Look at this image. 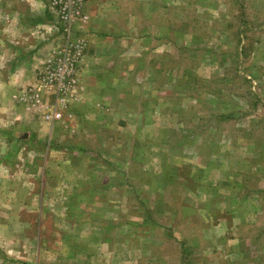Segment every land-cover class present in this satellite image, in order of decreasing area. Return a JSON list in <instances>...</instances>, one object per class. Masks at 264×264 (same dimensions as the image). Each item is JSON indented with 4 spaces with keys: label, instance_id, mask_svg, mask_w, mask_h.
<instances>
[{
    "label": "rangeland",
    "instance_id": "374dc122",
    "mask_svg": "<svg viewBox=\"0 0 264 264\" xmlns=\"http://www.w3.org/2000/svg\"><path fill=\"white\" fill-rule=\"evenodd\" d=\"M86 11L93 98L49 123L0 98L21 123L0 128V264H264V0ZM19 13L63 39L46 0H0L7 60Z\"/></svg>",
    "mask_w": 264,
    "mask_h": 264
},
{
    "label": "built area",
    "instance_id": "2783aa9c",
    "mask_svg": "<svg viewBox=\"0 0 264 264\" xmlns=\"http://www.w3.org/2000/svg\"><path fill=\"white\" fill-rule=\"evenodd\" d=\"M87 0H46L47 9L57 16L63 41L45 55L34 82L13 94L14 100L27 111L41 113L47 122L63 119L64 110L78 100L79 76L87 47L85 36H73L75 23L88 20ZM52 97V103L44 98Z\"/></svg>",
    "mask_w": 264,
    "mask_h": 264
},
{
    "label": "crops",
    "instance_id": "0c3cea01",
    "mask_svg": "<svg viewBox=\"0 0 264 264\" xmlns=\"http://www.w3.org/2000/svg\"><path fill=\"white\" fill-rule=\"evenodd\" d=\"M49 11V10H48ZM20 15V13H19ZM19 15L17 14L15 16L12 15L13 20H15L14 22V27H12V34L14 33V43L12 46V50L9 53L12 58H10V63L6 64V60L7 58L6 55H8V53H6V55H2V51L0 50V63H1V67H7V66H12V67H16V70L12 69L11 74L7 75L5 73H7V68H5L4 70L1 71L0 73V98L5 101L6 100L9 102L12 99V102L14 101V103L17 104V102L14 100L13 98V94L18 91L19 89H21V87H24L32 82L35 81L36 77H37V72L39 67L42 65L43 60H44V55L45 53L51 49L53 46L61 43V41H63L64 39H62L61 41H57L55 43H52L51 45L47 42L42 43L43 41H41V45H37L35 44V39L33 37L32 34V28H30V26L28 25V23L24 22L26 20L23 21V15ZM26 23V24H25ZM30 28V29H29ZM45 28V27H42ZM61 29V28H60ZM58 28V32L61 33V35H63L62 31ZM29 32H31V34H29ZM53 34H56V31H52ZM44 34L43 31H41V38L42 40L49 39V36H46ZM44 36V37H43ZM64 36V35H63ZM88 36V37H87ZM56 37L59 38V35H57ZM98 37H101L100 35ZM89 38V39H88ZM23 40V41H22ZM86 40H87V47L85 49V54H84V59L81 65V71H80V76H79V96H78V100L76 102H74L75 104L77 103H81L84 102L85 100H87V96H90V98H93V95H91L90 93L93 92L89 90L90 88H94L95 87V83H96V76L97 74L95 73V71H93V73H91L90 69H89V65L91 64V57L96 56L97 54V50H100L98 48H104V46L102 47V45L100 44V40L97 38H94V36L89 37V34L86 35ZM1 46L3 47V51H8V49H5L7 46V43L2 44V41L0 42ZM100 44V45H98ZM3 45V46H2ZM37 47V48H36ZM32 48V49H31ZM36 48V49H34ZM92 50V54L90 53V51ZM37 55V57L39 58L38 63L35 67V75L32 78H28L27 73L22 71L21 66H27L28 63H30L31 58H35ZM32 58V59H33ZM107 58V57H106ZM7 60V61H9ZM3 63V64H2ZM105 68V67H104ZM100 69V67H99ZM94 82L93 87H91V82ZM89 86V87H88ZM83 97L85 100H83ZM49 99V101H52V97L47 96L46 99ZM83 100V101H82ZM73 103V105H75ZM18 105V104H17ZM20 109H22L21 106H18ZM8 110L10 108H7ZM23 110V109H22ZM5 111H7L6 109L2 108L0 111V128H5V127H9V126H15V125H21L18 124L17 122H8L7 119V113H4ZM11 113L13 114V111L10 110ZM25 112V110H23ZM31 114H38L40 115L41 113H33L30 112ZM6 114V116H5ZM41 116V115H40ZM40 118V117H39ZM41 120L43 121L44 119L41 116ZM45 121V120H44ZM47 122V121H46ZM49 123V122H48ZM53 125V123H50ZM23 137H26V134H23Z\"/></svg>",
    "mask_w": 264,
    "mask_h": 264
}]
</instances>
